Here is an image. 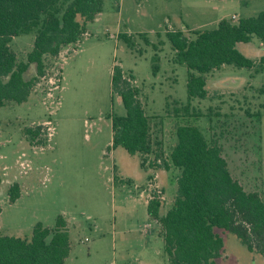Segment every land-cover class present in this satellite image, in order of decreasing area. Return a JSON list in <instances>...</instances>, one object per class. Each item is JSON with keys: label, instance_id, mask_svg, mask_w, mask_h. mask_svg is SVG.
Returning <instances> with one entry per match:
<instances>
[{"label": "rangeland", "instance_id": "obj_1", "mask_svg": "<svg viewBox=\"0 0 264 264\" xmlns=\"http://www.w3.org/2000/svg\"><path fill=\"white\" fill-rule=\"evenodd\" d=\"M70 1V0H62ZM103 11L88 24L83 40L50 62L29 100L0 108V231L30 238L36 223L54 228L68 219L72 250L64 264H168L159 223L148 214L157 190L161 214L177 194L179 170L150 166L155 159L112 147V114H125L112 90L115 65L141 90L152 133L169 162L176 144L175 125L197 123L208 139H218L230 170L245 189L264 198V71L224 65L207 74L208 95L191 110L200 117L176 116L188 101L187 67L175 61L166 33L214 29L223 19L238 20L264 10V0H103ZM134 41L130 47L121 37ZM35 33L14 38L12 48L26 59ZM146 38L150 40L147 43ZM156 45V48L153 46ZM237 48L259 63L264 41L253 36ZM155 54L160 70L153 75ZM36 75L31 66L24 78ZM48 127L44 147L29 144L24 128ZM25 165V166H23ZM17 181L21 196L10 203L8 187ZM224 238L219 264H264V256L231 232Z\"/></svg>", "mask_w": 264, "mask_h": 264}, {"label": "trees", "instance_id": "obj_2", "mask_svg": "<svg viewBox=\"0 0 264 264\" xmlns=\"http://www.w3.org/2000/svg\"><path fill=\"white\" fill-rule=\"evenodd\" d=\"M241 1L248 5L250 0ZM103 5V0H0V108L27 102L40 78L47 74L50 62L68 46L83 40L88 24L103 11ZM32 32L33 48L25 60L20 59L12 42ZM192 34L179 28L166 33L176 63L187 67L188 101L175 109L176 116L182 118L202 115L191 106L194 99L207 97V74L212 71L228 64L264 71V55L257 63L237 48V43L250 42L253 36L264 41V10L238 20L223 19L214 29L194 30ZM121 37L130 47L135 46L129 35ZM146 41L150 44L149 39ZM152 61L153 75H157L158 54ZM32 65L36 75L25 79ZM132 79L121 65L114 66L112 90L121 98L126 112L110 116L112 147L140 154L144 164L145 158L154 154L150 166L168 169L173 165L179 170L177 194L165 214H161L163 200L157 190L148 200V214L159 223L168 264H219L217 259L223 255L225 244L216 229L233 233L248 250L264 256V198L257 191L245 189L233 176L218 139H208L190 119L175 125L177 141L169 162L164 159L163 165L158 163L164 155L162 142L153 136L146 103ZM24 134L35 147L49 142L46 125L28 126ZM8 194L10 203L16 202L21 196L20 183H11ZM71 250L68 219L63 215L54 228L36 223L30 238L0 231V264H64Z\"/></svg>", "mask_w": 264, "mask_h": 264}, {"label": "crops", "instance_id": "obj_3", "mask_svg": "<svg viewBox=\"0 0 264 264\" xmlns=\"http://www.w3.org/2000/svg\"><path fill=\"white\" fill-rule=\"evenodd\" d=\"M156 168V167H155ZM158 169H160V168H158ZM166 169V168H165Z\"/></svg>", "mask_w": 264, "mask_h": 264}, {"label": "built area", "instance_id": "obj_4", "mask_svg": "<svg viewBox=\"0 0 264 264\" xmlns=\"http://www.w3.org/2000/svg\"><path fill=\"white\" fill-rule=\"evenodd\" d=\"M23 166H25V165H23Z\"/></svg>", "mask_w": 264, "mask_h": 264}]
</instances>
